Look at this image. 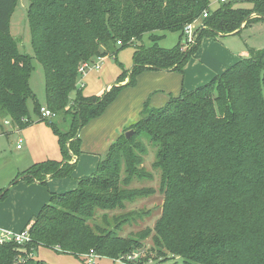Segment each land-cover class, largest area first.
I'll return each mask as SVG.
<instances>
[{"label": "trees", "instance_id": "1", "mask_svg": "<svg viewBox=\"0 0 264 264\" xmlns=\"http://www.w3.org/2000/svg\"><path fill=\"white\" fill-rule=\"evenodd\" d=\"M29 1L34 57L21 52L11 35L18 0H0V116L26 128L32 124L27 103L33 100L40 121L53 129L64 159L36 164L16 179L43 184L47 176L71 177L77 164L72 161L82 154L81 130L101 117L123 89L135 87L141 74L183 75L204 39L238 35L264 22V0L220 2L214 10L210 0ZM244 2L253 7H234ZM205 12L208 16L202 18ZM195 21H200L196 42L188 47L184 29ZM160 31L179 33L178 43L162 48ZM146 34L153 43L148 48L139 45ZM117 44L135 47L133 68L101 96H82L81 65L115 54ZM33 59L44 69L45 106L69 122L65 132L42 117L43 105L30 86ZM129 131L133 134L127 138ZM144 136L156 149L154 168L162 171L164 204L153 237L165 257L162 264H178L176 257L182 264H264V49L251 50L249 57L195 90L182 88L163 107L146 103L141 118L125 129L95 173L81 178L75 190L52 194L28 230L30 241L0 242V264H45L27 257L39 247L78 258L93 252L112 260L142 249L151 230L125 238L113 230L93 229L88 220L97 208L114 210L154 194L121 188L133 176H146L140 168L148 152Z\"/></svg>", "mask_w": 264, "mask_h": 264}, {"label": "rangeland", "instance_id": "2", "mask_svg": "<svg viewBox=\"0 0 264 264\" xmlns=\"http://www.w3.org/2000/svg\"><path fill=\"white\" fill-rule=\"evenodd\" d=\"M210 1V8L212 10L219 7L220 0ZM228 1L232 0H227V2ZM29 6V0H18L17 7L11 19V35L19 41V50L21 52L34 57L31 45V32L27 19ZM234 7L250 9L253 7V3H236ZM254 28V38L262 44V48L264 45V23ZM248 32L249 29L245 32L243 31L242 36L229 37L224 47L227 45L235 52H239L240 50L246 51L244 37L249 34ZM156 34L163 36L159 41V45L165 49L173 48L179 41V33L160 31L156 32ZM139 45H143L146 48L152 46L153 43L150 34H146L143 41L139 42ZM209 48L206 49L208 50ZM219 48H221V46L213 48V54H219L221 52ZM115 49L118 50L115 54H110L105 58L94 60L91 69L87 70L85 74H80L78 89H80L82 96L91 97L104 93L107 85H111V87L115 86L119 76L124 71L130 72L133 68L135 47L130 46L120 49V45L117 44L114 50ZM96 64H100V69L92 70ZM33 65L34 70L30 78V86L35 94L36 100L40 104H46L44 69L36 59H33ZM81 84H84V88L81 87ZM143 90L144 87L136 89L137 94L135 97L142 96ZM71 98L73 100L76 98V92L71 95ZM27 104L32 124L26 128L19 129L10 118H3L0 116V196L1 193L7 191L6 197L0 201L1 223L2 221L6 222L8 220L14 222L22 218V216L24 217V215H26L24 213L25 208L29 206V208H32L30 201L39 198L37 197L39 192L32 193L26 190V185L30 184L29 181L24 180L23 182H19L21 177L16 181L17 177L36 164H42L48 161H61L64 159L58 137L55 135L51 126L45 121H40V118L34 112L33 100H29ZM138 117L137 119L139 120L141 114ZM51 119H53L61 131L65 132L67 130L69 122L64 123L60 115ZM142 142L146 144L148 149L147 154L143 158V164L140 167L143 168L146 176H133L130 184L128 186L121 184V188L126 190L150 189L154 191V194L147 197H139L132 202L125 201L122 207L114 210H102L97 208L95 209L94 217L88 220V224L93 229H101L103 231L113 230L118 235L125 238H138L148 230H151V234L143 241L142 249L133 254L121 256L118 261L112 259H108V261L95 259V264H162L165 260L164 255L162 256L157 252L158 248L154 245L153 241L154 227L157 220L162 215V207L164 204V194L161 190L162 171L153 166L156 160V149L153 147V143L146 136L142 138ZM17 145L21 146L20 150L17 149ZM126 176V173L123 171L122 178ZM45 188L47 189V187ZM71 189L72 188L62 190L59 194L67 193L71 191ZM28 201L29 205L27 206ZM43 202L44 200H42V203ZM49 203L50 199L46 204ZM29 208L27 210H29ZM33 211L34 210H30V213H32L30 216L37 213V211ZM33 223L34 219L30 222L25 231H28ZM3 227L6 228L8 226L4 224ZM3 230L5 229L1 228L0 234ZM14 234L16 233L11 230L4 232V236H12ZM92 254L93 256H98L91 252L78 258L70 254L55 251L51 248L39 247L33 255L29 254L27 257L33 256L35 259L45 264H89V259L87 257ZM168 257L170 258L171 255L169 254ZM174 261H177L178 264H182V261L178 257L174 258Z\"/></svg>", "mask_w": 264, "mask_h": 264}, {"label": "crops", "instance_id": "3", "mask_svg": "<svg viewBox=\"0 0 264 264\" xmlns=\"http://www.w3.org/2000/svg\"><path fill=\"white\" fill-rule=\"evenodd\" d=\"M262 23L264 22L256 23L243 29L244 32L249 29V34L244 37L246 51L240 50L239 52H235L227 45L224 47L229 37L242 36L243 31L238 35H229L216 40L205 39L202 41L196 55L187 63L183 75L177 72L164 71H146L141 74L135 87L123 89L101 117L92 120L81 130L82 154L72 161V163L77 162V164L71 177L57 179L47 176L46 184L33 181L29 185H26L27 191L32 193L39 192L37 196L39 198L30 201L32 208H29L30 206L25 208L24 213L26 215L24 217L22 216V218L14 222L11 220L0 222V230L1 228L5 229L1 232L0 236L7 230H11L16 234L22 232L24 228L29 226L41 208L49 202V199L51 201L52 194H59L62 190L70 188H72V191L77 188L78 181L81 178L95 173L101 162L105 160L110 147L124 134L127 127L138 121L137 118H139L138 116L141 114L146 103H149L151 108L163 107L171 97L178 96L182 88L188 91L195 90L210 82L215 76L220 75L242 58L249 57L251 50L264 49V45L261 48L262 44L254 38L255 34H253L255 32L254 27ZM219 46H221L219 48L221 52L213 54V48ZM206 48L209 49L207 50ZM127 82L128 80L122 83V85H125ZM83 86L84 84H81V87ZM142 87H144L142 96L136 98V89ZM111 88V85H107L105 92ZM102 94L96 96H101ZM42 105L45 106L46 104ZM18 146L20 145H17V149L20 150L21 148H18ZM23 181L21 178L19 182ZM47 194H50L51 197ZM42 200H44L43 203ZM28 205L29 201L27 202ZM28 208L29 210H27ZM30 210H34L33 212L37 211V213L30 216L32 214ZM4 224L8 227L4 228ZM95 259L108 261L109 258L96 256L93 258L92 264H95Z\"/></svg>", "mask_w": 264, "mask_h": 264}, {"label": "built area", "instance_id": "4", "mask_svg": "<svg viewBox=\"0 0 264 264\" xmlns=\"http://www.w3.org/2000/svg\"><path fill=\"white\" fill-rule=\"evenodd\" d=\"M220 2L225 3L227 2V0H220ZM208 16V12H205L203 14L202 18H206ZM198 23L199 21H195L194 23H191L189 25H187L184 29V38H185V42H186V46L190 47L193 46L196 42V30L198 29ZM94 64V63H93ZM92 63H84L81 65L79 72L80 74H85V72H87V70L91 69ZM100 69V64H96L94 65V67L92 68V70H99ZM41 114L43 118H47V119H51L54 118L56 115L54 113H52L51 111H49L46 106H43L41 108ZM18 148H20V146H18ZM14 241L19 245H23L26 242L30 241V235L28 231H22L18 234H14L12 236H4V234H2L0 242H6V241ZM96 256L89 255V263H93V258H95Z\"/></svg>", "mask_w": 264, "mask_h": 264}, {"label": "water", "instance_id": "5", "mask_svg": "<svg viewBox=\"0 0 264 264\" xmlns=\"http://www.w3.org/2000/svg\"><path fill=\"white\" fill-rule=\"evenodd\" d=\"M132 134H133L132 131L127 132V133H126L127 138H130Z\"/></svg>", "mask_w": 264, "mask_h": 264}]
</instances>
